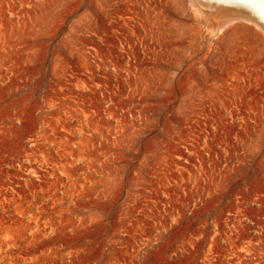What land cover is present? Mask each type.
<instances>
[{"label": "rangeland", "instance_id": "374dc122", "mask_svg": "<svg viewBox=\"0 0 264 264\" xmlns=\"http://www.w3.org/2000/svg\"><path fill=\"white\" fill-rule=\"evenodd\" d=\"M188 2L0 0V264H264V35Z\"/></svg>", "mask_w": 264, "mask_h": 264}, {"label": "bare ground", "instance_id": "6f19581e", "mask_svg": "<svg viewBox=\"0 0 264 264\" xmlns=\"http://www.w3.org/2000/svg\"><path fill=\"white\" fill-rule=\"evenodd\" d=\"M189 3L195 12L198 11L201 14L204 29L210 30L209 32L212 34H219L228 23L230 25L233 22L244 21L255 26L264 35L263 26L258 22L260 20L264 23V11L260 10L259 5L252 1L189 0ZM263 3L261 2L262 5H264Z\"/></svg>", "mask_w": 264, "mask_h": 264}, {"label": "water", "instance_id": "95a60500", "mask_svg": "<svg viewBox=\"0 0 264 264\" xmlns=\"http://www.w3.org/2000/svg\"><path fill=\"white\" fill-rule=\"evenodd\" d=\"M242 1V0H241ZM246 2L247 1H252V2H254L255 4H257V5H259L258 7H259V9L260 10H262V11H264V5H262L261 4V2L263 3V1L264 0H260V1H258V0H245ZM264 4V3H263ZM262 8V9H261ZM251 14V13H250ZM255 17V16H254ZM255 19H257L256 17H255ZM258 20V19H257ZM258 22H260V24L263 26V29H264V23L262 22V21H260V20H258ZM262 29V30H263ZM264 31V30H263Z\"/></svg>", "mask_w": 264, "mask_h": 264}, {"label": "built area", "instance_id": "2783aa9c", "mask_svg": "<svg viewBox=\"0 0 264 264\" xmlns=\"http://www.w3.org/2000/svg\"><path fill=\"white\" fill-rule=\"evenodd\" d=\"M39 164H40V163H39V161H38V170H40V169H41V166H39ZM38 213H39V211H38Z\"/></svg>", "mask_w": 264, "mask_h": 264}]
</instances>
